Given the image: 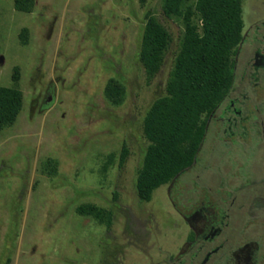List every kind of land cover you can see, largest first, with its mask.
Here are the masks:
<instances>
[{"label":"rangeland","instance_id":"rangeland-1","mask_svg":"<svg viewBox=\"0 0 264 264\" xmlns=\"http://www.w3.org/2000/svg\"><path fill=\"white\" fill-rule=\"evenodd\" d=\"M258 2L242 0V19L243 7ZM160 3L34 0L23 13L0 0V86H11L16 66L22 94L14 122L0 130V264H154L172 251L178 230L168 224L177 217L163 187L148 203L134 191L146 145L142 117L164 92L182 34ZM146 11L170 37L150 79L136 59ZM110 77L125 86L118 106L102 96ZM47 158L53 173L43 169ZM82 203L110 210L109 227L77 215Z\"/></svg>","mask_w":264,"mask_h":264},{"label":"flooded vegetation","instance_id":"flooded-vegetation-1","mask_svg":"<svg viewBox=\"0 0 264 264\" xmlns=\"http://www.w3.org/2000/svg\"><path fill=\"white\" fill-rule=\"evenodd\" d=\"M243 19L230 83L202 116L192 163L161 185L178 234L154 264H264V0Z\"/></svg>","mask_w":264,"mask_h":264},{"label":"trees","instance_id":"trees-1","mask_svg":"<svg viewBox=\"0 0 264 264\" xmlns=\"http://www.w3.org/2000/svg\"><path fill=\"white\" fill-rule=\"evenodd\" d=\"M160 2L164 17L180 20L182 34L164 92L152 100L142 117L141 132L146 145L134 179L135 195L140 201H148L157 187L192 163L204 134L202 116L211 110L230 83L233 54L243 27L242 0ZM33 3L34 0H12V7L17 12L29 13ZM18 37L25 41L24 28ZM169 40L165 27L146 11L136 52L146 78H152L160 69ZM18 78L15 66L10 74L11 86H0V130L12 125L20 110L22 94L16 87ZM102 96L109 105L118 106L124 100L125 86L110 77L103 85ZM126 155L127 149L122 144L118 166ZM111 158L112 155H107L103 169ZM43 169L53 173L55 161L45 159ZM74 211L105 227L111 223L110 210L94 204H79Z\"/></svg>","mask_w":264,"mask_h":264},{"label":"water","instance_id":"water-1","mask_svg":"<svg viewBox=\"0 0 264 264\" xmlns=\"http://www.w3.org/2000/svg\"><path fill=\"white\" fill-rule=\"evenodd\" d=\"M49 100V97H46L45 99H44V102H47Z\"/></svg>","mask_w":264,"mask_h":264}]
</instances>
